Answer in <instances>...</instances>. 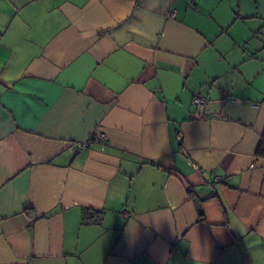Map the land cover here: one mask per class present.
<instances>
[{"label": "crops", "instance_id": "obj_1", "mask_svg": "<svg viewBox=\"0 0 264 264\" xmlns=\"http://www.w3.org/2000/svg\"><path fill=\"white\" fill-rule=\"evenodd\" d=\"M259 37L264 0H0V264H264Z\"/></svg>", "mask_w": 264, "mask_h": 264}, {"label": "built area", "instance_id": "obj_2", "mask_svg": "<svg viewBox=\"0 0 264 264\" xmlns=\"http://www.w3.org/2000/svg\"><path fill=\"white\" fill-rule=\"evenodd\" d=\"M167 16L173 18L175 16V11L172 10L167 12ZM193 100L199 106L203 104V98L199 94L195 95L193 97ZM106 140H107V135L104 132L99 131L86 140L71 142L68 146V151L72 154H75L79 151L85 150L89 145L92 144L93 141H98L102 148Z\"/></svg>", "mask_w": 264, "mask_h": 264}, {"label": "trees", "instance_id": "obj_3", "mask_svg": "<svg viewBox=\"0 0 264 264\" xmlns=\"http://www.w3.org/2000/svg\"><path fill=\"white\" fill-rule=\"evenodd\" d=\"M256 154L259 156H264V135H262L259 145L256 150ZM101 211L83 208L81 223L82 224H90V223H99L101 221Z\"/></svg>", "mask_w": 264, "mask_h": 264}, {"label": "rangeland", "instance_id": "obj_4", "mask_svg": "<svg viewBox=\"0 0 264 264\" xmlns=\"http://www.w3.org/2000/svg\"><path fill=\"white\" fill-rule=\"evenodd\" d=\"M236 10V14L238 13V11H237V9H235ZM244 22V21H243ZM259 39H261V40H264V37H259Z\"/></svg>", "mask_w": 264, "mask_h": 264}]
</instances>
